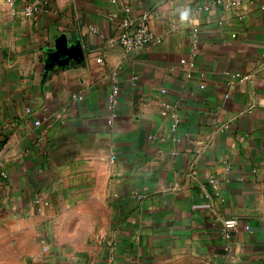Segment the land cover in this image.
Returning a JSON list of instances; mask_svg holds the SVG:
<instances>
[{"label": "crops", "instance_id": "0c3cea01", "mask_svg": "<svg viewBox=\"0 0 264 264\" xmlns=\"http://www.w3.org/2000/svg\"><path fill=\"white\" fill-rule=\"evenodd\" d=\"M45 1L0 0V264H264V0L194 17L191 78L206 0Z\"/></svg>", "mask_w": 264, "mask_h": 264}, {"label": "built area", "instance_id": "2783aa9c", "mask_svg": "<svg viewBox=\"0 0 264 264\" xmlns=\"http://www.w3.org/2000/svg\"><path fill=\"white\" fill-rule=\"evenodd\" d=\"M46 4L45 0H35V3L27 6L24 9V15L26 17L33 16L39 11L41 5ZM257 0H206L202 5L193 8L194 17L198 14H208L212 11L213 7L218 6L222 10L223 14L218 21L219 26H223L230 22V18L227 16L229 13L234 15L237 22H243L247 17L249 11L256 6ZM131 10L129 7L125 8V17L121 20L120 31L117 36V42L122 49L127 53H139L147 48L153 42H159V39L151 32L148 20L149 15H143L141 18L134 20L130 17ZM190 29V48L188 56L180 59V65L185 68L187 78H191V72L195 67V58L199 51L201 44V32L198 26L192 20L190 23H184ZM97 63L101 64L102 60L98 59ZM232 77L239 78L241 81L248 79L246 75L232 74ZM203 88V85L199 86ZM165 90H161L164 93ZM118 94V87L113 85L108 94V100L111 106L116 103V97ZM161 114L168 116L172 120L171 130L174 131L178 126L177 107L175 105L163 103L161 107ZM35 126L39 125L36 121ZM223 129H228V126H223ZM209 183L215 185V180H209ZM237 227V221L235 219H229L223 222V237L226 240L231 239V233ZM247 230V228H246Z\"/></svg>", "mask_w": 264, "mask_h": 264}, {"label": "clouds", "instance_id": "9594fccd", "mask_svg": "<svg viewBox=\"0 0 264 264\" xmlns=\"http://www.w3.org/2000/svg\"><path fill=\"white\" fill-rule=\"evenodd\" d=\"M178 14L179 20L182 24L190 23L192 20H194V13L191 8L185 7L182 10H178Z\"/></svg>", "mask_w": 264, "mask_h": 264}]
</instances>
